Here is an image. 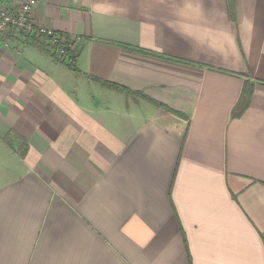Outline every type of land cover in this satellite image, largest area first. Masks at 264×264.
Instances as JSON below:
<instances>
[{
    "label": "crops",
    "instance_id": "crops-1",
    "mask_svg": "<svg viewBox=\"0 0 264 264\" xmlns=\"http://www.w3.org/2000/svg\"><path fill=\"white\" fill-rule=\"evenodd\" d=\"M32 17L80 40V73L0 44V264H264V0Z\"/></svg>",
    "mask_w": 264,
    "mask_h": 264
},
{
    "label": "built area",
    "instance_id": "built-area-1",
    "mask_svg": "<svg viewBox=\"0 0 264 264\" xmlns=\"http://www.w3.org/2000/svg\"><path fill=\"white\" fill-rule=\"evenodd\" d=\"M0 0V44H10L11 39L30 42L37 39L45 42L52 54L67 64L71 63V54L78 55L80 40L73 36L37 25L33 20L35 11L41 0Z\"/></svg>",
    "mask_w": 264,
    "mask_h": 264
},
{
    "label": "trees",
    "instance_id": "trees-1",
    "mask_svg": "<svg viewBox=\"0 0 264 264\" xmlns=\"http://www.w3.org/2000/svg\"><path fill=\"white\" fill-rule=\"evenodd\" d=\"M231 6V13H232V18L234 17V12H233V5L232 3H230ZM32 46H34L35 48H37L40 52H42L43 54H45L48 57L54 58L51 49L48 47V45L45 42H41L37 39H33L31 42ZM77 56L78 55H74L73 53L71 54V63L70 64H65L62 63L64 66H66L70 71L74 72V73H80L79 69L76 67V60H77ZM95 81H97L98 83H100L101 86L109 88V89H113L116 90L122 94H124L127 97H130L132 95H136L133 92H131L130 90H127L123 87L105 82V81H101V80H97L94 79ZM252 94H253V87L249 84L246 83L244 90L242 92L241 98L238 102V104L236 105V107L233 110V116L234 118H239L241 117L244 112L248 109V107L251 104V98H252ZM141 97L144 98V96L141 94ZM151 103L155 106H157L160 109H163L164 111H166L167 113H170L172 115H175L179 118H183V116L177 112L172 111L171 109H169L168 107L164 106L161 103L158 102H154L152 100H150Z\"/></svg>",
    "mask_w": 264,
    "mask_h": 264
},
{
    "label": "rangeland",
    "instance_id": "rangeland-1",
    "mask_svg": "<svg viewBox=\"0 0 264 264\" xmlns=\"http://www.w3.org/2000/svg\"><path fill=\"white\" fill-rule=\"evenodd\" d=\"M54 56V58H52L55 62H57V63H59V64H61V65H63L62 63H65V62H62V61H60L58 58H57V56H55V55H53ZM65 64H67V63H65Z\"/></svg>",
    "mask_w": 264,
    "mask_h": 264
}]
</instances>
